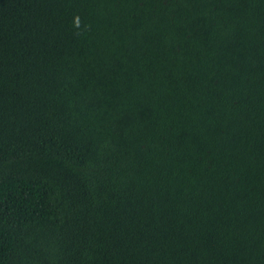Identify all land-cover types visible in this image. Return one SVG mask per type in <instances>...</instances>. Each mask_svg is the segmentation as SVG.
Masks as SVG:
<instances>
[{"label":"trees","instance_id":"1","mask_svg":"<svg viewBox=\"0 0 264 264\" xmlns=\"http://www.w3.org/2000/svg\"><path fill=\"white\" fill-rule=\"evenodd\" d=\"M0 264H264V0H0Z\"/></svg>","mask_w":264,"mask_h":264}]
</instances>
